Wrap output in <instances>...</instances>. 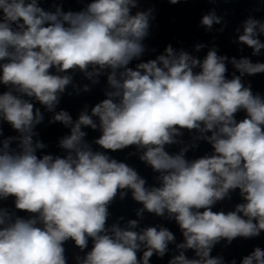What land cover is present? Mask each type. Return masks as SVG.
<instances>
[{"label": "clouds", "instance_id": "1", "mask_svg": "<svg viewBox=\"0 0 264 264\" xmlns=\"http://www.w3.org/2000/svg\"><path fill=\"white\" fill-rule=\"evenodd\" d=\"M161 2L195 0H0V264H237L213 250L264 234V94L245 79L264 62L220 55L214 42L194 45L208 47L202 58L168 43L146 59ZM248 2L264 12V0ZM227 15L213 8L199 26L223 33ZM235 31L234 43L261 55L264 19L249 14ZM102 81L90 110H57ZM45 113L68 129L57 153L39 138ZM201 142L210 151L189 157ZM125 150L152 184L112 155ZM235 193L232 210H213ZM129 194L137 218L110 223ZM145 213L174 222L182 239L141 227ZM239 264H264V248Z\"/></svg>", "mask_w": 264, "mask_h": 264}]
</instances>
